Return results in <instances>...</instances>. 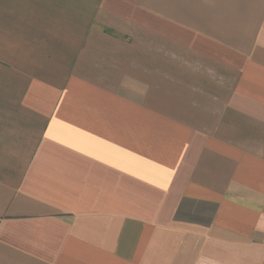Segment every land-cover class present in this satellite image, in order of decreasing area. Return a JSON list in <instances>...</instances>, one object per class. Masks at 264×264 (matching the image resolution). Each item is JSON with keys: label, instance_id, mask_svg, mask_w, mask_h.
<instances>
[{"label": "crops", "instance_id": "crops-1", "mask_svg": "<svg viewBox=\"0 0 264 264\" xmlns=\"http://www.w3.org/2000/svg\"><path fill=\"white\" fill-rule=\"evenodd\" d=\"M0 264H264V0H0Z\"/></svg>", "mask_w": 264, "mask_h": 264}]
</instances>
